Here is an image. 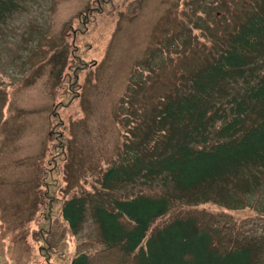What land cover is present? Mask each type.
Segmentation results:
<instances>
[{"label":"rangeland","instance_id":"1","mask_svg":"<svg viewBox=\"0 0 264 264\" xmlns=\"http://www.w3.org/2000/svg\"><path fill=\"white\" fill-rule=\"evenodd\" d=\"M227 1V13L223 1L202 8L206 21L194 31L201 42L232 27L217 25L216 9L231 19L235 4L245 0ZM23 7L0 26V261L71 264L78 254L102 247L93 204H86L82 225L74 228L73 202L98 194L102 169L120 148L114 116L132 70L148 56L161 58L151 52L155 43L177 38L186 15L200 6L185 10L182 0H23ZM181 69V60L174 61L167 79ZM55 110L67 124L64 148L50 136ZM247 175L254 177L246 187L231 188L217 203L188 207L178 200L158 226L196 216L221 229L225 248L235 241L255 244L264 264V170ZM139 191L174 194L160 181L115 194Z\"/></svg>","mask_w":264,"mask_h":264},{"label":"trees","instance_id":"2","mask_svg":"<svg viewBox=\"0 0 264 264\" xmlns=\"http://www.w3.org/2000/svg\"><path fill=\"white\" fill-rule=\"evenodd\" d=\"M182 2L185 10L197 2L200 9L186 15L177 38L155 43L151 52L161 58L148 56L133 68L114 116L120 148L102 169L98 194L73 202L74 228L82 225L86 204H93L102 247L78 254L71 264H259L255 244L235 241L225 248L221 229L196 216L158 226L178 200L188 207L217 203L231 188L246 187L254 177L247 173L264 170V0L236 3L231 19L230 1ZM220 4L226 13L216 9L217 25L232 27L201 42L194 31L206 21L202 8ZM23 10V0H0V26ZM178 60L183 69L169 81L167 71ZM56 110L50 136L64 148L67 124ZM159 181L171 184L174 194H115Z\"/></svg>","mask_w":264,"mask_h":264}]
</instances>
